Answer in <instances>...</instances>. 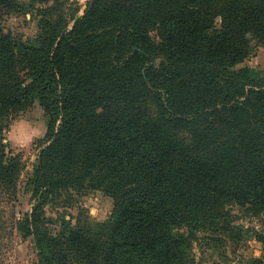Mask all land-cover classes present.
Listing matches in <instances>:
<instances>
[{
    "label": "trees",
    "instance_id": "obj_1",
    "mask_svg": "<svg viewBox=\"0 0 264 264\" xmlns=\"http://www.w3.org/2000/svg\"><path fill=\"white\" fill-rule=\"evenodd\" d=\"M66 28L41 20L37 45L0 32V195L21 172L11 116L37 100L47 119L20 228L38 264H191L175 228L264 211V77L235 69L264 45V0H89ZM84 187L114 201L106 241L48 234L49 198Z\"/></svg>",
    "mask_w": 264,
    "mask_h": 264
},
{
    "label": "rangeland",
    "instance_id": "obj_2",
    "mask_svg": "<svg viewBox=\"0 0 264 264\" xmlns=\"http://www.w3.org/2000/svg\"><path fill=\"white\" fill-rule=\"evenodd\" d=\"M89 0H15L17 9L0 11V32L14 40L37 45L41 20H59L70 30L81 17ZM248 68L264 77V45L235 69ZM47 119L37 100L13 114L4 132L3 143L17 157L21 172L16 191L0 195V264H38L39 257L32 236L20 228L25 224L35 203L27 186L33 169L40 162L46 146L44 135ZM9 156V155H8ZM41 225L55 236L64 229L79 230L98 242H104L114 217V201L100 190L84 187L60 191L43 206ZM227 227L216 231H188L175 228L174 234L186 238L191 264H264V211L254 212L236 204L223 208ZM67 264H76L69 261Z\"/></svg>",
    "mask_w": 264,
    "mask_h": 264
},
{
    "label": "water",
    "instance_id": "obj_3",
    "mask_svg": "<svg viewBox=\"0 0 264 264\" xmlns=\"http://www.w3.org/2000/svg\"><path fill=\"white\" fill-rule=\"evenodd\" d=\"M91 4V3H90Z\"/></svg>",
    "mask_w": 264,
    "mask_h": 264
}]
</instances>
